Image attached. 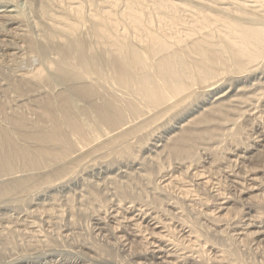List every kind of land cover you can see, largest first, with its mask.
I'll use <instances>...</instances> for the list:
<instances>
[{"label":"bare ground","instance_id":"obj_1","mask_svg":"<svg viewBox=\"0 0 264 264\" xmlns=\"http://www.w3.org/2000/svg\"><path fill=\"white\" fill-rule=\"evenodd\" d=\"M7 59L0 264H264V0H0Z\"/></svg>","mask_w":264,"mask_h":264},{"label":"rangeland","instance_id":"obj_2","mask_svg":"<svg viewBox=\"0 0 264 264\" xmlns=\"http://www.w3.org/2000/svg\"><path fill=\"white\" fill-rule=\"evenodd\" d=\"M0 70L1 69H4L3 70V72H2V70H1V72H0V78H3V77H7V78H9V77H12L11 75H13V72H12V70H11V66L9 65V61H8V59L7 60H5V61H0ZM8 65V66H7ZM7 68V69H6ZM9 68V69H8ZM5 70L10 74V76H9V74L8 73H5ZM10 70V71H9ZM12 72V73H11ZM1 74H2V77H1ZM7 74V75H6ZM8 79H5V78H3V79H1L0 80V98L2 99L1 101H0V105L2 104L1 102L3 101V103H5V105L4 104H2L1 106H0V114H1V116H0V121H1V123H0V126H4V127H7V128H9L10 126L12 127V125H10L11 123L9 122V120L8 119H6V117L4 118V116L6 115V114H9V115H12V114H14V112L15 111H18V110H20V111H25L26 110V107H27V110L25 111V112H23L24 114H26L27 116H29L30 118L29 119H31V120H33V119H36V114H34V110H33V106H35L33 103H30V105L31 106H24V105H22V102H21V100H18L17 98L14 100V97L16 96L15 94L16 93H14L13 92V94H12V92L10 93L9 91H8V93H10V94H12V95H10V94H8L7 93V90H5V91H3L4 89L2 88V87H4V88H6L7 87V81ZM3 81H4V83H3ZM6 82V83H5ZM4 84V85H3ZM6 85V86H5ZM3 89V90H2ZM2 90V91H1ZM6 92V93H5ZM2 93V94H1ZM1 95H3V96H1ZM6 95V96H5ZM11 96V97H8V96ZM14 96V97H13ZM2 97H4V99L2 98ZM8 97V98H7ZM6 98V99H5ZM8 99V100H7ZM12 99V100H11ZM9 100H10V102H9ZM17 100H18V102L20 103L19 105H18V103H17ZM7 101H8V103H7ZM12 101V102H11ZM15 103L16 104V106H15V104H14V106H12L13 104L12 103ZM9 104L10 106H12V107H10L9 105H7V104ZM12 104V105H11ZM23 107H25V108H23ZM9 107V108H8ZM17 107H18V109H17ZM21 107V108H20ZM7 108V111L6 110H4V109H6ZM15 109H17V110H15ZM12 111V113H7V112H11ZM32 111V112H31ZM1 112H4V113H1ZM26 112H28V113H26ZM30 112V113H29ZM2 114H3V116H2ZM33 115V116H32ZM3 118H4V120H3ZM2 121H4V122H2ZM5 122H7V124L5 123ZM10 123V124H9ZM9 124V125H8ZM6 125V126H5ZM9 126V127H8ZM11 127L9 128V129H11ZM7 179V177L5 178V179H0V180H6ZM0 205H1V203H0ZM2 205H5V204H2ZM7 209V208H9V205H6L5 207H4V209ZM5 209V210H6ZM9 246H11V247H13L12 245V243H9L8 244ZM8 246V247H9ZM10 247V248H11ZM21 248V247H20ZM11 251H13V249L11 250Z\"/></svg>","mask_w":264,"mask_h":264}]
</instances>
